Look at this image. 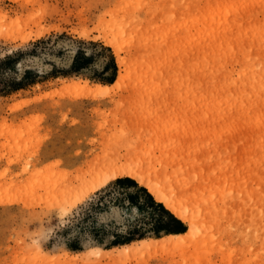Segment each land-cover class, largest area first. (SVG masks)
Returning a JSON list of instances; mask_svg holds the SVG:
<instances>
[{"label":"rangeland","instance_id":"obj_1","mask_svg":"<svg viewBox=\"0 0 264 264\" xmlns=\"http://www.w3.org/2000/svg\"><path fill=\"white\" fill-rule=\"evenodd\" d=\"M60 33L50 49L16 65L17 73L46 75L0 95V264H264V0H0V57ZM79 40L109 48L112 83L93 79L107 52ZM79 46L92 57L86 67L47 76L66 69ZM230 77L232 100L223 108L232 132L214 151L197 97L218 84L226 93ZM118 78L111 90H92ZM184 131L205 175L219 168L226 181L204 187L201 173L185 188L183 177L200 169L173 158L172 139ZM131 147L146 156L155 181L201 212L194 229L182 220V241L163 234L110 246L114 234L153 218L144 206L112 200L131 191L123 186H112L84 218L83 208L115 178L72 204L105 167L95 156ZM122 245L136 248L122 253Z\"/></svg>","mask_w":264,"mask_h":264},{"label":"bare ground","instance_id":"obj_2","mask_svg":"<svg viewBox=\"0 0 264 264\" xmlns=\"http://www.w3.org/2000/svg\"><path fill=\"white\" fill-rule=\"evenodd\" d=\"M123 60L124 59L122 57L119 58V55H118L117 62H119L122 65H125L126 63ZM118 81H119V78L111 86L94 84L93 85L94 87L92 90H94L95 93H97L96 91L102 92V91H105L107 89L111 90V88L113 86L118 84ZM226 85H228V87L226 89V93H224V94H221V91L223 89H222L221 85L218 84L217 85V91L214 94H211L210 96L205 95V94H200L197 97L199 102L201 103V105L203 107V109L201 111L202 119H209L212 122V124L209 126V129H211L212 132L214 133V135L216 136V140H215V143L213 146L214 151H216V149H217L216 144H218L222 140V138H225V136H224L226 134L225 132H232V113L227 111L226 108H223V105L225 103H229L232 100V77H230L229 84H226ZM97 94H99V93H97ZM184 132H185V134L182 136L181 141H177L175 139H172V142H171V144H173L172 147L176 144V146L173 147V158L175 160L178 159V162L181 165L180 168L185 167L188 170V168L190 169L192 167L193 169H195L193 166L196 167V164L198 165V164H200L199 162H201L198 159L199 157H197V155L195 156V154H194L195 151L198 152L197 147H196L197 145L195 146L194 144H196V143L193 142V138L191 136H189L186 131H184ZM125 149L126 148H124L123 150H125ZM127 151L128 150H125L124 152L122 151L123 153H125L123 156L119 155L122 153L120 151H116V153L120 152V153H118V156H117V154L115 155V153L112 154V152H110L111 154H109L108 151H107V153L105 151V155L109 154V156H105L104 151L102 152L103 154L100 153V156H99V154H98V156H95L96 155L95 154L94 156L97 157V159H99L98 157H101L99 160L100 161H101V159L104 160V164L102 163L103 162V160H102V162H100V164H102V165H100L98 163L99 160L96 159L97 164H99L98 166H105V167L101 169V174L96 176L95 178H93L91 180V182L89 183V186L86 187L85 189H83L76 196V198L73 200L72 204H75V203L81 201L83 199V197L88 192L93 191L96 188L100 187L107 180L114 179L117 177L126 176V177H130V178L136 180L138 182V184H140L141 186L146 187L148 189V191L154 196L156 201L164 204V206L168 210H170L177 218L188 222V225L190 226V228L194 229V227H196L195 226L196 223L198 222V218L201 215V212H199V210L195 209L196 208L195 206L190 207L189 201H188L189 199H187V198L185 199L184 197L179 198L176 195L174 196L172 193H170L171 191L169 192V191L165 190V188L162 186L161 183L154 180L155 179L154 174H153L154 169L151 170L152 168L151 169L148 168L151 170V171H149L146 168L149 166L146 162L147 160L145 159L146 158L145 155L143 156V154H141V153L139 154L138 153L139 151H134L133 148H132V151L131 150L129 152H127ZM140 151H142V150H140ZM185 151H187V154L184 153ZM197 152H196V154H197ZM110 155H111V157H110ZM95 157H93V158H95ZM92 161H94V160H92ZM151 163H149V164H151ZM202 165H203L202 163H201V165H198V169H200V171L204 169V168H202V167H204ZM93 168H94V166H93ZM91 169H89V170H91ZM87 170H88V168H87ZM213 170H216V171H213ZM213 170L206 172V175L204 173L205 170H203L201 172L199 170H196L197 172L199 171L200 173L199 172L198 173L193 172L194 174H192L190 176H184L183 181L185 183V188H188L190 183H193L192 181L196 180L199 176H201V173L202 174L204 173V175L206 176L202 181L203 186L204 185L206 186L207 184H209V182L211 180L218 182V183L223 179L225 181L227 180L228 176L225 174V172H223V170H219V168H216ZM155 173H156V171H155ZM207 174H209V175L211 174V176H209ZM156 175H158V173ZM206 178H207V180H206ZM203 186L201 188L197 189V191L195 193H200V191L203 189ZM192 209H195V210H192ZM199 228H202L201 225ZM196 233H197V230H196ZM184 235L188 236L187 233H184ZM184 235L181 232L166 234V236L172 240L178 239L176 241H179V240L182 241L184 238L183 239H181V238L184 237ZM187 236H185V238ZM140 242H141L142 246L152 245L151 241L140 240ZM117 248H118V250H121V252L123 251V252H129L130 253V252L135 251L136 247L133 245H122V246L117 247Z\"/></svg>","mask_w":264,"mask_h":264},{"label":"trees","instance_id":"obj_3","mask_svg":"<svg viewBox=\"0 0 264 264\" xmlns=\"http://www.w3.org/2000/svg\"><path fill=\"white\" fill-rule=\"evenodd\" d=\"M65 36V34L60 33L55 35L54 39L50 36L45 38L40 37L31 41L28 46L22 49L18 48L1 56L0 95H7L17 90L25 89L40 81L41 79L39 78L44 77L46 74H38V72L32 71L28 68H24L20 73H17L16 65L23 58V56H32L38 51L40 52L50 49V47H52L51 45L54 44V40ZM78 43L92 48L98 47V53L107 52V54L104 55L106 63L102 67L100 73L93 77V79L99 83H112L116 78L115 73L117 74V71L109 48L92 41L84 42L79 40ZM91 58L92 57L85 55V48L79 46L66 69H53L47 74V76L54 77L57 75H77L82 68L87 66ZM112 186H123L131 189V191L125 194L122 198L114 197V199H112L113 201L117 200V202H120L124 199L128 204L137 209L144 206L151 210L153 218L150 224L144 228H133L132 230L125 232V234H114L112 240L110 241V246L129 243L132 240L145 238L146 236L159 237L167 233L184 232L187 229L182 220L171 213L162 203L157 202L145 187L137 185V182L129 177L115 178L111 181V183L103 188L98 193V197L95 200L89 201L83 208L84 218L89 216L90 210L101 208V201L105 196L110 195V188H112ZM71 243L68 245L69 249L76 250L78 248L77 240H73Z\"/></svg>","mask_w":264,"mask_h":264}]
</instances>
